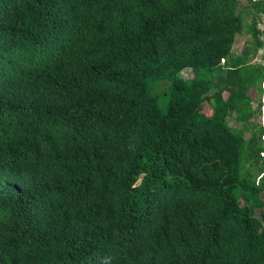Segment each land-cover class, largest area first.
<instances>
[{
	"label": "trees",
	"instance_id": "1",
	"mask_svg": "<svg viewBox=\"0 0 264 264\" xmlns=\"http://www.w3.org/2000/svg\"><path fill=\"white\" fill-rule=\"evenodd\" d=\"M263 16L0 0V264H264Z\"/></svg>",
	"mask_w": 264,
	"mask_h": 264
},
{
	"label": "rangeland",
	"instance_id": "2",
	"mask_svg": "<svg viewBox=\"0 0 264 264\" xmlns=\"http://www.w3.org/2000/svg\"><path fill=\"white\" fill-rule=\"evenodd\" d=\"M241 2V4H244L246 2V0H239ZM245 16V15H244ZM245 19L246 16H245ZM262 20L263 22L260 20L259 23H260V26L261 28L264 30V17H262ZM262 37L264 38V34L262 35ZM250 36L247 35V34H238L234 40V43H233V47H232V52L234 54L240 52L241 48L246 45L249 41H250ZM253 60H256V61H259V62H264V49L261 48L258 50L257 54L254 56ZM179 75L183 78H190L192 76V72L190 69H184L182 70ZM249 95L252 97V105L255 107L258 105V102L259 100H261L262 103H264V94H259L258 91L256 90H253V89H250L248 91ZM161 108H164V105H161ZM202 110L205 112V113H210V107L208 104H204V106L202 107ZM233 115V114H232ZM252 120L254 121H257V122H260L262 123L263 122V118H262V115L256 113L254 114V116L251 118ZM228 122L231 126L233 127H238L240 126V123L239 122H236L232 116H229L228 117ZM249 133L247 132H244V135L245 136H248ZM248 168H251L248 166ZM252 172L255 173L256 171L254 169H252ZM259 176L256 177V181L258 180ZM264 208V206H263Z\"/></svg>",
	"mask_w": 264,
	"mask_h": 264
},
{
	"label": "built area",
	"instance_id": "3",
	"mask_svg": "<svg viewBox=\"0 0 264 264\" xmlns=\"http://www.w3.org/2000/svg\"><path fill=\"white\" fill-rule=\"evenodd\" d=\"M264 17V16H263ZM264 49V47H262ZM261 49V48H260Z\"/></svg>",
	"mask_w": 264,
	"mask_h": 264
}]
</instances>
